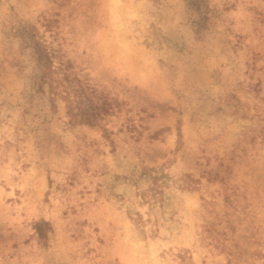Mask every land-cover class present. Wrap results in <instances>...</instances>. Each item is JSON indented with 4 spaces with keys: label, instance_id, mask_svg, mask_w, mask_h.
<instances>
[{
    "label": "rangeland",
    "instance_id": "1",
    "mask_svg": "<svg viewBox=\"0 0 264 264\" xmlns=\"http://www.w3.org/2000/svg\"><path fill=\"white\" fill-rule=\"evenodd\" d=\"M0 264H264V0H0Z\"/></svg>",
    "mask_w": 264,
    "mask_h": 264
},
{
    "label": "trees",
    "instance_id": "2",
    "mask_svg": "<svg viewBox=\"0 0 264 264\" xmlns=\"http://www.w3.org/2000/svg\"><path fill=\"white\" fill-rule=\"evenodd\" d=\"M33 44L38 68V72L34 76L37 82L36 84L38 90L42 92L43 85L47 84L49 85V90L53 96L58 95L59 92H63L62 94L66 97L69 96L70 91H68L67 87H64L61 91H58L56 87H54L55 79L52 77L54 71L45 48L39 42H33ZM56 83L59 85L58 81ZM93 91V89H90L89 93H87L84 88L78 87L73 89V94L75 95L74 100H70L67 97V112L73 120H79L80 122L91 125L96 122L99 117H101L103 112L108 111L109 104L107 102L102 104L94 103L93 98L95 93ZM51 100L53 99L51 98ZM44 224L47 223L44 222Z\"/></svg>",
    "mask_w": 264,
    "mask_h": 264
}]
</instances>
